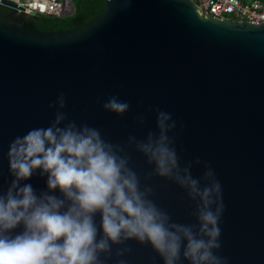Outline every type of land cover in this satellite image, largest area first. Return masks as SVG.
<instances>
[{"label": "water", "instance_id": "obj_1", "mask_svg": "<svg viewBox=\"0 0 264 264\" xmlns=\"http://www.w3.org/2000/svg\"><path fill=\"white\" fill-rule=\"evenodd\" d=\"M34 18L0 0V191L12 179L10 143L48 127L57 110L123 145L143 186L153 165L127 140L158 132L162 110L175 121L168 135L181 167L201 185L210 167L221 185L217 254L264 264V23L214 18L191 0H105L103 13L66 31H41ZM113 96L127 101L124 113L103 107ZM25 182L46 188L39 174ZM147 182L173 221L197 223L186 188L154 173ZM124 247L127 264H163L147 242Z\"/></svg>", "mask_w": 264, "mask_h": 264}, {"label": "clouds", "instance_id": "obj_2", "mask_svg": "<svg viewBox=\"0 0 264 264\" xmlns=\"http://www.w3.org/2000/svg\"><path fill=\"white\" fill-rule=\"evenodd\" d=\"M57 102L62 109L63 93ZM103 107L122 114L129 105L113 96ZM64 120L57 110L48 127L29 129L9 145L12 179L0 191V264H127L129 240L147 242L163 264H228L216 251L221 185L210 167L203 185L190 165L181 167L168 135L175 127L169 113L158 110V132L142 140L129 136L127 144L147 158L155 175L173 179L198 201L196 224L173 221L155 203L147 182L153 173L142 186L123 145L96 127ZM36 174L45 178V189L25 182Z\"/></svg>", "mask_w": 264, "mask_h": 264}, {"label": "built area", "instance_id": "obj_3", "mask_svg": "<svg viewBox=\"0 0 264 264\" xmlns=\"http://www.w3.org/2000/svg\"><path fill=\"white\" fill-rule=\"evenodd\" d=\"M36 16H68L74 12V0H7ZM198 11L218 19L264 23V0H191Z\"/></svg>", "mask_w": 264, "mask_h": 264}, {"label": "trees", "instance_id": "obj_4", "mask_svg": "<svg viewBox=\"0 0 264 264\" xmlns=\"http://www.w3.org/2000/svg\"><path fill=\"white\" fill-rule=\"evenodd\" d=\"M76 12L65 18L36 16L37 29L47 32L66 31L82 27L104 12L105 0H74Z\"/></svg>", "mask_w": 264, "mask_h": 264}]
</instances>
